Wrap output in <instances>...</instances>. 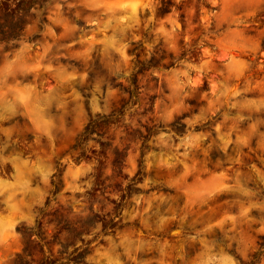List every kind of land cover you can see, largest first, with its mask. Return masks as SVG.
Segmentation results:
<instances>
[{
  "label": "clouds",
  "instance_id": "clouds-1",
  "mask_svg": "<svg viewBox=\"0 0 264 264\" xmlns=\"http://www.w3.org/2000/svg\"><path fill=\"white\" fill-rule=\"evenodd\" d=\"M17 11L20 35L0 50L20 47L0 71L33 81L0 77V164L12 177H0V264H35L48 242L50 264H250L251 232L264 234V0H31ZM142 67L153 86L124 103ZM53 100L59 115L45 116ZM17 116L30 151L16 147ZM105 123L106 135L92 131Z\"/></svg>",
  "mask_w": 264,
  "mask_h": 264
},
{
  "label": "rangeland",
  "instance_id": "rangeland-1",
  "mask_svg": "<svg viewBox=\"0 0 264 264\" xmlns=\"http://www.w3.org/2000/svg\"><path fill=\"white\" fill-rule=\"evenodd\" d=\"M189 3H191V0H188ZM31 6V0H20V2L16 5V9L11 8V5L9 3V0H0V39L6 40L8 37H16L18 38L20 35V28L24 24V20L21 17L19 22L13 23V18L18 15V9H23L24 12H27V9ZM20 47L19 44H14L11 46V49L7 45H5V48L3 50H0V65H4L6 63L4 52L5 51H14L16 48ZM142 58V57H141ZM7 59H11V56H9ZM167 57H163L161 60H153L154 64L159 63H166ZM6 75L7 83H15L16 80L20 81V85H26L33 81V74H27V75H21L20 72L17 70L16 66H13L12 74H5L4 72L0 71V77H4ZM155 79L151 76V70L147 67H142L140 69V73L133 77L132 83L135 85V89L132 92V95L129 99L125 100L124 103H135L136 99L139 95H142L145 93L146 90H151L152 88V80ZM193 104H196V101H192ZM55 104L56 101L53 100L51 102V107L45 109L44 115H59V113H56L55 110ZM17 107V110H22ZM117 107H120V105H117ZM6 108V103H0V111H4ZM69 112V119L71 120V114H72V105H69L68 108ZM5 115L11 116L10 112L5 111ZM15 119L19 120L20 122L15 126V130L13 132V138H18L19 144L16 146L18 150L24 151L27 149L28 151L31 150L30 142L25 140V136L28 135L30 128L27 126V122L24 120H21L20 117H15ZM77 126L79 124V120L76 121ZM110 130V125L107 123L97 125L95 128L92 129V131H98L101 135H106L108 131ZM5 143L4 134L2 131H0V146H3ZM22 145V147H20ZM67 147V145H65ZM106 150L108 149V145H102ZM12 151V149H6L4 151V155H8V152ZM25 155H27V151L24 152ZM82 157H86L87 153L82 152ZM122 163V158L120 154L118 153L115 160H113V164L119 166ZM11 172V165L10 164H0V177H4L5 179H11L12 177L8 176V173ZM39 182V176L38 174H33L32 177V185L35 186ZM63 184V181L61 182ZM66 186V185H64ZM100 187H103V184L101 183ZM116 187H119V184H116ZM58 191H60V186L57 188ZM221 205L217 204L215 206V209L211 211H217L221 209ZM41 236L42 239H47L48 234L52 231L51 226V218L45 214L42 217L41 220ZM115 227V226H113ZM258 227V226H256ZM251 238L255 241V244L253 248L251 249L249 253V261L250 264H264V234H260L258 232H251ZM235 247V245H233ZM38 249V250H37ZM37 249H33L31 251V256L35 264H50L48 253L52 251L51 242H48L47 249L45 246L38 245Z\"/></svg>",
  "mask_w": 264,
  "mask_h": 264
}]
</instances>
